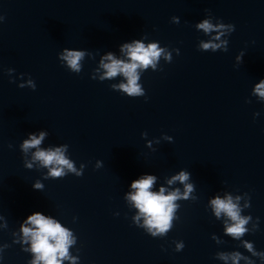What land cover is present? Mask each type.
I'll use <instances>...</instances> for the list:
<instances>
[{"label": "water", "instance_id": "water-1", "mask_svg": "<svg viewBox=\"0 0 264 264\" xmlns=\"http://www.w3.org/2000/svg\"><path fill=\"white\" fill-rule=\"evenodd\" d=\"M0 264H264V0H0Z\"/></svg>", "mask_w": 264, "mask_h": 264}]
</instances>
